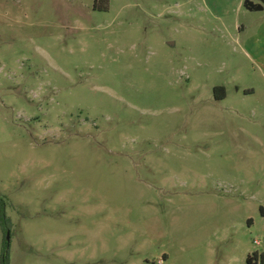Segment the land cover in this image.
Instances as JSON below:
<instances>
[{
	"label": "rangeland",
	"instance_id": "rangeland-1",
	"mask_svg": "<svg viewBox=\"0 0 264 264\" xmlns=\"http://www.w3.org/2000/svg\"><path fill=\"white\" fill-rule=\"evenodd\" d=\"M245 1L0 0L9 264L264 253V12Z\"/></svg>",
	"mask_w": 264,
	"mask_h": 264
},
{
	"label": "trees",
	"instance_id": "trees-1",
	"mask_svg": "<svg viewBox=\"0 0 264 264\" xmlns=\"http://www.w3.org/2000/svg\"><path fill=\"white\" fill-rule=\"evenodd\" d=\"M258 3H255L251 0H246L243 6L246 10L251 12H260L264 10V0H257ZM215 97L218 100L225 98V91L223 88H216L214 90ZM221 94H218V93ZM261 215L264 217V209L261 208ZM0 227L5 236L4 238V248L0 255V264H9V253H8V244L6 240L7 232L10 228V219L6 214V202L4 198L0 197ZM247 264H264V253L259 255L257 253L249 255L247 258Z\"/></svg>",
	"mask_w": 264,
	"mask_h": 264
},
{
	"label": "water",
	"instance_id": "water-1",
	"mask_svg": "<svg viewBox=\"0 0 264 264\" xmlns=\"http://www.w3.org/2000/svg\"><path fill=\"white\" fill-rule=\"evenodd\" d=\"M7 240H9V233H8V235H7Z\"/></svg>",
	"mask_w": 264,
	"mask_h": 264
},
{
	"label": "crops",
	"instance_id": "crops-1",
	"mask_svg": "<svg viewBox=\"0 0 264 264\" xmlns=\"http://www.w3.org/2000/svg\"><path fill=\"white\" fill-rule=\"evenodd\" d=\"M260 12H264V10L263 11H260Z\"/></svg>",
	"mask_w": 264,
	"mask_h": 264
}]
</instances>
